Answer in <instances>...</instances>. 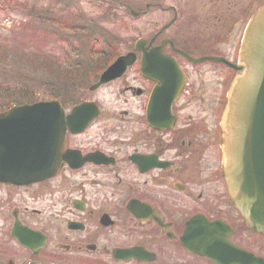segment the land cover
<instances>
[{
  "label": "flooded vegetation",
  "instance_id": "flooded-vegetation-1",
  "mask_svg": "<svg viewBox=\"0 0 264 264\" xmlns=\"http://www.w3.org/2000/svg\"><path fill=\"white\" fill-rule=\"evenodd\" d=\"M110 1L136 18L155 17L128 51L135 62L104 84L119 83L127 108L106 113L96 99L64 104L66 117L84 101L98 113H77L56 165L32 159L36 178L0 181V264H214L199 252L209 228L252 251L241 231L261 235L234 207L222 169L223 111L235 73L214 92L192 69L235 71L229 63L238 62L264 0ZM206 92L210 113H184Z\"/></svg>",
  "mask_w": 264,
  "mask_h": 264
},
{
  "label": "rangeland",
  "instance_id": "rangeland-1",
  "mask_svg": "<svg viewBox=\"0 0 264 264\" xmlns=\"http://www.w3.org/2000/svg\"><path fill=\"white\" fill-rule=\"evenodd\" d=\"M154 19V14L133 17L110 0H0V82H4L0 91L5 90L0 92V110L14 101L23 104L59 99L73 105L96 99L106 113H120L127 107L119 83L94 89L92 85L113 59L134 49L142 30L153 29ZM83 24L87 29L81 30ZM229 44H223L224 49ZM197 70L192 69L193 78L201 76L204 90L214 92L221 84L226 89L236 73L215 65ZM22 77L33 80L26 84L27 89L18 86V81H26ZM201 83L196 86L201 88ZM6 85L10 86L9 93ZM210 96L206 92L202 100L192 101L184 113H210ZM102 124V120L97 123ZM241 232L240 241L264 256V238ZM12 248L20 249L17 245ZM179 254L184 256L180 251L173 253Z\"/></svg>",
  "mask_w": 264,
  "mask_h": 264
},
{
  "label": "water",
  "instance_id": "water-1",
  "mask_svg": "<svg viewBox=\"0 0 264 264\" xmlns=\"http://www.w3.org/2000/svg\"><path fill=\"white\" fill-rule=\"evenodd\" d=\"M135 59L134 52L118 57L92 89L123 75ZM229 64L239 73L230 87L223 116V174L234 206L248 227L264 236V5L247 26L239 64ZM97 112L94 103L84 102L66 118L58 100L14 105L0 112V181L23 183L36 178L40 165L32 159L56 165L67 126L75 130L77 113ZM206 231L212 235H206L199 252L216 264H264L263 257L226 237L220 239L218 229Z\"/></svg>",
  "mask_w": 264,
  "mask_h": 264
},
{
  "label": "trees",
  "instance_id": "trees-1",
  "mask_svg": "<svg viewBox=\"0 0 264 264\" xmlns=\"http://www.w3.org/2000/svg\"><path fill=\"white\" fill-rule=\"evenodd\" d=\"M45 12H46V14H49V12H48L47 10H46ZM80 28H81V30L87 29V28H86V25H84V24L81 25ZM82 32H84V31H82ZM1 64H3V63L1 62ZM4 65H5V64H4ZM1 66H2V65H1ZM5 66H8V65H5ZM45 70H47V68H45ZM81 74L83 75V73H81ZM20 75H22V73H20ZM5 78H8V75H7ZM22 78H24L26 81H18V86L27 89V88L29 87V85L27 86L26 84H31V83L33 82V80L30 81L29 78H25V77H22ZM20 80H22V79H20ZM3 83H4V82H0V85H2ZM18 86H17V87H18ZM6 91L9 93V91H10V86H9V85H6ZM0 92L4 93L5 90H2V91H0ZM50 93H51V95H53V97L56 95L55 92H52V91H51ZM26 98H28V96H27ZM57 98H59L58 95H57ZM12 103H14L13 105H15L16 103H17V104H20V103H22V102H17V101L11 102V103L9 104L10 106H8L7 108L1 109L0 111H3V110H6V109L10 108L11 106H13Z\"/></svg>",
  "mask_w": 264,
  "mask_h": 264
}]
</instances>
